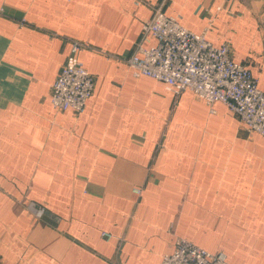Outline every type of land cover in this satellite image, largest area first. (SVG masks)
I'll use <instances>...</instances> for the list:
<instances>
[{"label":"crops","instance_id":"0c3cea01","mask_svg":"<svg viewBox=\"0 0 264 264\" xmlns=\"http://www.w3.org/2000/svg\"><path fill=\"white\" fill-rule=\"evenodd\" d=\"M160 6L264 92V0H0V264H160L176 238L264 264L263 137L126 64ZM71 40L80 115L49 101Z\"/></svg>","mask_w":264,"mask_h":264},{"label":"built area","instance_id":"2783aa9c","mask_svg":"<svg viewBox=\"0 0 264 264\" xmlns=\"http://www.w3.org/2000/svg\"><path fill=\"white\" fill-rule=\"evenodd\" d=\"M2 10H0V15ZM23 23V22H22ZM209 27L194 33L169 16L160 6L141 23V34L126 64L136 78L158 81L164 88L179 95L189 91L214 113L215 103L223 104L248 132L264 139V92L242 64L233 61L228 44L214 46L206 39ZM85 45L70 41L69 53L50 90L49 101L57 112L72 111L80 115L92 97V76L79 60ZM134 194L140 196L141 189ZM36 217L42 210L31 205ZM110 239L112 236L102 233ZM160 264H229L222 252L211 253L184 238H176L171 253L161 257Z\"/></svg>","mask_w":264,"mask_h":264}]
</instances>
